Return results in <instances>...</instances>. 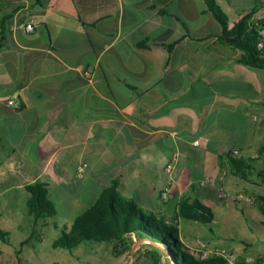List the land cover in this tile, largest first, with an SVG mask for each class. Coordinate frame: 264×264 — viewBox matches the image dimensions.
<instances>
[{
  "label": "crops",
  "instance_id": "0c3cea01",
  "mask_svg": "<svg viewBox=\"0 0 264 264\" xmlns=\"http://www.w3.org/2000/svg\"><path fill=\"white\" fill-rule=\"evenodd\" d=\"M216 1L230 26L253 9L264 18V0ZM1 31L0 264H58L53 242L114 182L176 225L190 254L264 260V68L220 40L206 0H0ZM36 182L57 210L37 222ZM183 201L213 220L180 217Z\"/></svg>",
  "mask_w": 264,
  "mask_h": 264
},
{
  "label": "trees",
  "instance_id": "16d2710c",
  "mask_svg": "<svg viewBox=\"0 0 264 264\" xmlns=\"http://www.w3.org/2000/svg\"><path fill=\"white\" fill-rule=\"evenodd\" d=\"M206 2L223 28L220 40L241 49L243 63L264 68V56L257 47L259 31L264 28V18H253L256 12L253 9L230 26L229 15L219 3L216 0ZM26 188L30 193L27 200L28 216L36 222L56 216L57 210L46 184L36 182ZM179 216L202 223H209L214 218L211 208L198 201L181 202ZM0 234L3 237L5 232L1 230ZM132 234L159 244V247L151 245L146 249L149 264H229L222 256L200 259L190 254L180 240L176 225L170 224L163 216L145 212L133 199L121 195L117 182L105 188L96 202L74 219L70 229H63L53 245L74 250L88 241L108 242L113 244L114 252L120 255L131 250ZM263 261L259 259L253 264H263Z\"/></svg>",
  "mask_w": 264,
  "mask_h": 264
},
{
  "label": "rangeland",
  "instance_id": "374dc122",
  "mask_svg": "<svg viewBox=\"0 0 264 264\" xmlns=\"http://www.w3.org/2000/svg\"><path fill=\"white\" fill-rule=\"evenodd\" d=\"M38 254L43 255L42 252ZM47 255L58 264H149L146 248L141 245H137L134 252L131 249L118 255L113 250V244L108 242L88 241L74 250L59 247L49 250Z\"/></svg>",
  "mask_w": 264,
  "mask_h": 264
},
{
  "label": "built area",
  "instance_id": "2783aa9c",
  "mask_svg": "<svg viewBox=\"0 0 264 264\" xmlns=\"http://www.w3.org/2000/svg\"><path fill=\"white\" fill-rule=\"evenodd\" d=\"M23 28L25 30V33L30 34L32 32L35 31V22H28L23 24ZM257 47L259 49V51L261 52V54L264 56V28L261 29L259 31V38H258V42H257ZM88 75L90 76V73H88ZM1 101L5 102L9 107H11L12 109H19L20 108V104L19 102L14 99V98H3L1 99ZM200 141H196V144H199ZM241 151L236 148L234 150L235 154H239ZM177 161V155L173 154V156L171 157V159L168 161L167 165H166V170L168 172H172V170L174 169L175 163ZM85 166L86 164H81L78 168V175L82 176L85 170ZM223 197L227 196V193H222ZM171 197V191H170V187H166L162 193H161V199L162 200H168ZM238 200H247L249 202H252V198L248 197L247 195L244 194H239L237 196ZM222 256L224 257L229 264H239V254L234 251L233 249H226V248H222V247H216L214 249H205L200 253H197L196 257L200 258V259H206L209 258L211 256ZM264 264V261H263Z\"/></svg>",
  "mask_w": 264,
  "mask_h": 264
},
{
  "label": "water",
  "instance_id": "95a60500",
  "mask_svg": "<svg viewBox=\"0 0 264 264\" xmlns=\"http://www.w3.org/2000/svg\"><path fill=\"white\" fill-rule=\"evenodd\" d=\"M133 237L136 238V244H134V246L132 247V252L135 251V247L137 245H141L143 248H150L151 245L159 247V244L156 241H153L149 238L143 237V238H139L136 234H132Z\"/></svg>",
  "mask_w": 264,
  "mask_h": 264
}]
</instances>
